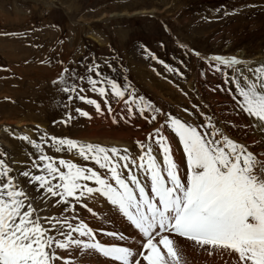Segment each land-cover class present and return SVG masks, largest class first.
I'll list each match as a JSON object with an SVG mask.
<instances>
[{"label":"rangeland","instance_id":"obj_1","mask_svg":"<svg viewBox=\"0 0 264 264\" xmlns=\"http://www.w3.org/2000/svg\"><path fill=\"white\" fill-rule=\"evenodd\" d=\"M194 51L203 57L236 55L250 62L252 67L264 64V0H0V152L6 153L0 158L13 169L11 175L42 222L43 218L52 217L53 206L57 203L43 189L30 183L29 178L20 175L30 169L39 174L32 168L35 150L20 139L26 131L32 132L31 138L38 142V135L46 133L51 137L109 145L87 139L92 135V126H98V131L123 134V143L118 148L128 149L136 158L134 150L139 138L146 143L145 136L164 121L158 116L149 123L138 112L130 119H120L126 112L123 99H127V94L120 99L110 90L106 98L113 109L111 114L94 111L95 106L75 98L76 93L71 94L73 99H68L69 94L61 91L66 85L53 82L59 80L65 68L75 70L82 77H95L87 67L98 64L104 78L115 80L122 88L131 84L137 95L153 102L162 112H170L194 124L202 123V118L190 116L183 109L195 112L192 106L198 105L201 111L213 115L217 126L232 139L247 145L255 154L264 153V134L251 127H242L251 123L249 118L234 111L231 96L217 87L224 86L223 77L210 71L208 61L195 56ZM149 52L156 59L151 58ZM161 60L164 64L159 62ZM165 64L179 69L183 75L167 71ZM239 67L248 74L246 67ZM158 69L162 71L158 73ZM6 70L15 75L14 79L5 77ZM64 75L68 83L73 82L68 74ZM79 88L85 89L80 95L95 99L101 109L107 110L105 98L90 91L86 80L77 82V91ZM115 106L118 111H114ZM76 108L86 110L91 119L77 114ZM69 113L73 117L71 120H68ZM113 114L117 123H113ZM145 115L150 119L149 113ZM13 133H17L18 140ZM165 134L170 136L173 157L183 164V170L178 137L166 126ZM112 146L117 145H109ZM44 150L56 160L63 158L94 167V162L83 161L67 151L56 152L51 140L44 145ZM155 153L158 155V150ZM86 201L84 199L85 204L91 200ZM112 213L115 223L119 226L124 223L126 229L120 226L122 229L131 235L134 233L131 237L138 236L118 213ZM75 214L88 223L99 224L97 219L91 220L84 208L77 209ZM44 226H48L46 222ZM176 239L178 246L183 247L182 238ZM190 244L183 242L185 247ZM188 247L202 254L194 256L183 251L186 264L236 262V256L227 251ZM71 252L82 264H90L99 257L91 253L84 258L76 250Z\"/></svg>","mask_w":264,"mask_h":264},{"label":"snow or ice","instance_id":"obj_2","mask_svg":"<svg viewBox=\"0 0 264 264\" xmlns=\"http://www.w3.org/2000/svg\"><path fill=\"white\" fill-rule=\"evenodd\" d=\"M148 54L156 59L154 54ZM193 54L207 60L209 70L223 77L224 86L217 87L231 96L234 111L246 115L251 122L242 127L264 134V64L252 67L250 62L236 57H203L198 51ZM241 65L248 74L241 71ZM164 66L169 72L183 75L179 69ZM99 69L100 65L93 64L87 71L95 73V77H82L65 68L59 80L53 82L66 85L61 91L69 94L68 99L76 93L75 98L94 105L101 114V105L95 99L79 94L84 88L77 91L79 80H86L90 91L105 98L109 114L113 112L106 98L109 90L120 99L127 94L123 99L126 112L120 119H130L138 112L149 123L162 116L163 123L148 134V143L137 141L141 152L138 158H133L128 149L115 146L49 137L46 133L38 142L22 135L20 139L35 150L32 168L39 174L30 169L20 175L50 198H58L57 205H63L64 211L73 215L43 218L48 225L45 227L11 175L13 169L0 158V264H75L71 256H61L58 250H76L81 255L97 253L118 264H186L176 238L199 248L235 254V264H264V158H260L264 153L255 154L247 145L232 139L200 106H192L195 112L187 108L183 111L197 115L203 122L185 121L137 95L131 84L122 88L115 80L104 78ZM65 73L72 83L65 79ZM75 111L91 119L88 112L79 108ZM145 113L150 114V119ZM72 118L69 113L68 120ZM112 120L118 122L116 116ZM226 123L238 127L233 122ZM165 126L178 137L186 157V172L180 171L173 158L172 145L163 132ZM49 140L56 152L67 151L83 161L94 162V167L47 155L44 145ZM153 145L158 146L162 162L153 154ZM3 155L6 153L0 152ZM101 197L137 231L135 250L115 242L102 243L98 234L113 241L129 237L116 230H94L75 214L76 205H80L95 216L83 200Z\"/></svg>","mask_w":264,"mask_h":264},{"label":"bare ground","instance_id":"obj_3","mask_svg":"<svg viewBox=\"0 0 264 264\" xmlns=\"http://www.w3.org/2000/svg\"><path fill=\"white\" fill-rule=\"evenodd\" d=\"M226 56H229V55H226ZM233 57H236V56H233ZM236 58H239V57H236ZM239 59H241V58H239ZM157 82V81H156ZM163 86V85H162ZM164 87V86H163ZM162 87V88H163ZM158 90V89H157ZM169 90V89H168ZM188 114V113H187ZM98 118V117H97ZM95 120H98V119H95ZM99 121V120H98ZM94 122H96V121H94ZM97 123V122H96ZM100 123V122H99ZM98 123V124H99ZM6 129V128H5ZM98 129H100L98 126H92V128H91V130H92V132L90 131V133L92 134L89 138L87 137V139H90L91 138V140L93 141V140H95V141H101V142H105V143H107V144H115V145H119V144H122L123 142V140H124V137H123V134H118V135H113L112 133L113 132H111V131H104V130H100V131H98ZM113 138L114 140L113 141H111L109 138ZM111 138V139H112ZM176 147V146H175ZM173 148V147H172ZM174 158V157H173ZM174 160H175V158H174ZM85 200H87V201H90L89 199H85ZM86 201V202H87ZM87 205H88V207L89 208H91V209H93V210H95L94 211V213H99L100 215L102 214V215H106V217L108 218V219H110V220H114V215H113V213L112 212H114L115 210L112 208V206L109 204V203H107L106 202V200L104 199V198H98V199H91V201L90 202H88V203H86ZM83 209V208H82ZM86 212H88L87 210H86ZM89 213V212H88ZM89 215H90V218H91V220L92 221H94V219H96V217L95 216H93L92 215V213H89ZM98 221V220H97ZM120 226L121 227H124L125 229H126V226H125V224L124 223H120ZM134 235V233L131 235V236H133ZM134 240H138L139 239V237L138 236H134V237H132ZM181 241H182V246L183 247H181V246H179L181 249H182V251H189V252H191L194 256H196V255H198V254H202V253H196V251H194V250H192L193 248H189L188 246H191V245H193V244H190V245H188L187 247H185L184 245H183V242H184V240H182L181 239ZM179 242V241H178ZM178 242H177V244H178ZM190 243V242H189ZM185 247V248H184ZM135 249V248H134ZM209 250V249H208ZM219 251H221V250H219ZM223 252H225L224 250H222ZM221 251V252H222ZM215 252H217V250H215ZM214 253V252H213ZM228 253V252H227ZM186 254V253H185ZM232 255H235V254H232ZM84 256V258H86L87 257V255H83ZM203 256V255H202ZM201 256V257H202ZM215 256V255H214ZM217 256V255H216ZM206 257H207V255H206ZM206 257H204V258H206ZM192 258H193V256H192ZM236 259H237V257H236ZM215 260V259H214ZM192 262V261H191ZM232 263V262H231Z\"/></svg>","mask_w":264,"mask_h":264}]
</instances>
